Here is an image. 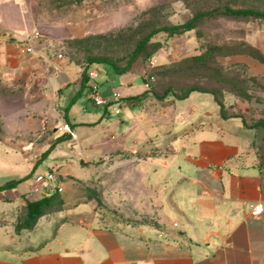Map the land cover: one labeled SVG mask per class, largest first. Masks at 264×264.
I'll return each instance as SVG.
<instances>
[{
    "label": "crops",
    "instance_id": "0c3cea01",
    "mask_svg": "<svg viewBox=\"0 0 264 264\" xmlns=\"http://www.w3.org/2000/svg\"><path fill=\"white\" fill-rule=\"evenodd\" d=\"M35 1L0 0V133L71 136L67 124L75 137L60 143L95 139L97 151L86 153L89 158L135 151L144 140L155 149L160 147L156 143H167L169 153L161 166L173 186V218L161 225H98L86 220L91 203L69 205L61 195L64 188L57 192L61 203L47 208L32 228L18 232H26L30 247L20 248L15 238L0 232V264H264V216L251 213L253 205L264 203V126L246 119L247 100L226 96L224 117L210 92L193 91L184 99H135L149 89L140 71L117 74L106 65L104 71L92 66L88 70H96L104 82L101 93L111 97L119 92V104L129 107L121 120L107 118L108 106L92 116L84 102L91 99L94 81L100 88L97 78L84 79V67L67 54L50 63L26 53L17 39L37 30L51 47H63L66 40L128 20L115 11L83 22H48L36 16ZM110 127L121 129L119 140L97 138L96 133ZM149 128L163 131L155 133L156 143ZM78 133L86 136L80 141ZM131 133L144 136L136 141ZM27 187L24 181L0 194L13 196Z\"/></svg>",
    "mask_w": 264,
    "mask_h": 264
},
{
    "label": "rangeland",
    "instance_id": "374dc122",
    "mask_svg": "<svg viewBox=\"0 0 264 264\" xmlns=\"http://www.w3.org/2000/svg\"><path fill=\"white\" fill-rule=\"evenodd\" d=\"M226 4L264 9V0H36L34 12L41 19L83 22L122 11V17L128 20L126 23L111 30L90 32L78 39V44L88 48L87 51L81 48L85 55L108 57L123 65L136 42L151 29L182 23L198 11ZM155 43L158 47H153ZM147 52L152 53L151 57L146 59L141 55L131 68L140 71L143 81H146L147 74L155 76L151 83L153 90L143 100L171 87L178 93L191 86L216 88L220 89L221 97L236 92L247 100L249 112H246V119L249 122L262 118L264 62L257 53L264 55V19L224 15L205 17L193 30L173 35L167 32L156 34ZM92 66L104 71L105 65L93 63ZM97 81L101 93L104 82L101 77ZM169 96L174 97L173 94ZM84 103L89 106L86 108L92 116L105 110V106L92 104L91 99ZM120 105L121 114L115 112L116 105L108 106V119H125L129 107ZM138 109L143 117L145 114L140 107ZM98 129L102 130V125ZM120 131L110 127L105 133L95 135L115 142L120 139ZM162 132L149 128V133H153L150 138L155 143V133ZM178 132L172 130V133ZM54 134L0 133V184L29 176L24 191L13 192V196L0 194V232L7 238H15L14 245L30 247L28 237L24 235L26 232L18 233L16 225L24 215L26 201L39 196L30 195L35 175L48 170L61 175L65 186L61 195L70 200L69 205L91 203L87 221L107 226L161 225L164 219L173 218V186L168 171L161 166L169 153L167 143H156L160 147L155 149L144 140L135 151L125 149L89 158L86 153L97 151L95 139L60 143L73 138L71 134L55 143L58 137L54 138ZM78 134L80 141L86 136V133ZM130 136L140 141L144 135L139 137V134L131 133ZM175 145L181 147L180 142ZM148 147L153 151L147 152ZM14 197L23 199L18 202Z\"/></svg>",
    "mask_w": 264,
    "mask_h": 264
},
{
    "label": "trees",
    "instance_id": "16d2710c",
    "mask_svg": "<svg viewBox=\"0 0 264 264\" xmlns=\"http://www.w3.org/2000/svg\"><path fill=\"white\" fill-rule=\"evenodd\" d=\"M218 15H224V16H243V17H254L259 19H264V9H259L255 7H241V6H232L229 4H226L222 7H215L212 9H207L204 11H198L196 14H194L191 18L187 19L186 21L182 23L177 24H168V25H161L158 27H155L151 29L148 33H146L143 37H141L135 44L134 49L131 51V53L128 55L126 62L123 65H120L116 61L112 60L108 57H94L89 54L85 55V51H83L81 48L85 49L87 51L88 48L81 47L78 44V39L81 38H74L64 41L63 47L64 52L67 54L71 60L76 62L77 64H80L84 67V79H87L88 77V69L90 68V65L93 63H102L104 65H107L112 68V70L117 74H123L131 70L133 64L136 62V60L143 55L144 58L149 59L152 55L151 52H147V49L149 45L151 44V39L160 32H167L170 35L182 33L185 31L193 30L197 27L198 23L201 19L205 17H213ZM39 17V16H38ZM40 18V17H39ZM44 21L48 22H57L59 20L52 19H42ZM69 21V20H68ZM71 22V21H69ZM153 47H158V44H153ZM258 57L264 62V55H261L259 53ZM147 82V78L145 79ZM152 88L150 85V88L146 90L144 93L137 95L133 98L135 99H143L145 96L148 95L149 92H152ZM193 91H201V92H210L214 95V98L220 105V110L222 116L225 115L226 105H225V96H220V89H204L197 86H191L187 89H184L181 93H178L177 90L173 87L166 89L162 94H159L156 92L154 94L157 98H165L169 94H173L174 98L176 99H184L186 98L191 92ZM229 92V91H227ZM230 94H234L238 97H240V94L236 92H230ZM247 97V96H246ZM255 125H261L264 126V119H259L255 122ZM65 136H60L56 139L55 143H58L62 140H64ZM51 149V147H50ZM29 176L23 177V178H17V179H9L3 184H0V192L10 189H15L18 187V185L22 182H24ZM60 195L57 192H53L52 194L48 196H42L37 199H29L26 201L24 205V215L22 218L19 219L17 225H16V231L19 232L22 228H32L34 224L37 222V220L45 213L47 208H49L51 205L59 204L61 203Z\"/></svg>",
    "mask_w": 264,
    "mask_h": 264
},
{
    "label": "built area",
    "instance_id": "2783aa9c",
    "mask_svg": "<svg viewBox=\"0 0 264 264\" xmlns=\"http://www.w3.org/2000/svg\"><path fill=\"white\" fill-rule=\"evenodd\" d=\"M18 45L26 52L41 56L52 63L53 58H62L65 54L64 47H51L50 40L44 37L39 31H34L31 34L21 36L17 39ZM53 48V49H52ZM88 76L91 79H96L98 73L96 70H88ZM146 85L150 88L151 83L155 80V76L152 74L146 75ZM91 100L96 106H110L116 105L115 112L121 113L120 100L121 94L119 92L113 93L111 97H104L100 92L97 82L92 83V91L90 95ZM64 129L71 132L72 136L75 134L71 131L67 124H64ZM31 195L38 194L39 196H48L53 192H63L64 184L62 182L61 175L55 170H48L44 173L35 175L34 181L32 182ZM252 215L264 216V203L259 202L252 206Z\"/></svg>",
    "mask_w": 264,
    "mask_h": 264
},
{
    "label": "water",
    "instance_id": "95a60500",
    "mask_svg": "<svg viewBox=\"0 0 264 264\" xmlns=\"http://www.w3.org/2000/svg\"><path fill=\"white\" fill-rule=\"evenodd\" d=\"M83 162V161H82Z\"/></svg>",
    "mask_w": 264,
    "mask_h": 264
}]
</instances>
